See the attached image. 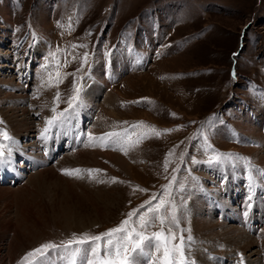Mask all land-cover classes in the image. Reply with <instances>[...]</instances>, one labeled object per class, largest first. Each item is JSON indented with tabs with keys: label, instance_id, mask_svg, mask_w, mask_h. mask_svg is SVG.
I'll use <instances>...</instances> for the list:
<instances>
[{
	"label": "rangeland",
	"instance_id": "rangeland-1",
	"mask_svg": "<svg viewBox=\"0 0 264 264\" xmlns=\"http://www.w3.org/2000/svg\"><path fill=\"white\" fill-rule=\"evenodd\" d=\"M74 78L82 104L42 140L53 98L67 101ZM0 121L24 164L14 182L9 163L0 166V264H29L26 253L45 242L118 226L173 176L195 264H241V254L243 264H264V0H0ZM109 132L124 139L89 141ZM217 153L220 162L209 163ZM235 225L255 243L242 252L228 242Z\"/></svg>",
	"mask_w": 264,
	"mask_h": 264
},
{
	"label": "snow or ice",
	"instance_id": "snow-or-ice-1",
	"mask_svg": "<svg viewBox=\"0 0 264 264\" xmlns=\"http://www.w3.org/2000/svg\"><path fill=\"white\" fill-rule=\"evenodd\" d=\"M72 47H86V45H73ZM88 55V53H84L81 67L77 71H81L84 65L87 64ZM42 67L47 68V65ZM233 76H235V73H233ZM76 79L74 78L73 95L67 101H61L59 92L53 98L54 107L52 112L54 115L46 120V127L40 133L42 140L46 141L53 129L64 126L70 119L69 113H74L75 109L82 104L83 85L81 83V86L77 87ZM78 79L82 82L84 77ZM62 82L63 78L57 73L56 84ZM48 83L49 86H52L51 73H49ZM60 102H66L68 108L57 112ZM2 123L3 121H0V124ZM138 124L142 125L144 122L141 121ZM133 127H136V125H133ZM151 131L157 136L160 135V132L154 126ZM163 131L169 132L171 130L165 129ZM113 137L116 139L113 140ZM0 138H2L0 139V166H3L11 160L15 141L3 128H0ZM88 138L89 141H99L101 146L104 147L109 142L118 143L123 139L121 134L116 132L104 133L99 137H93L89 133ZM7 142H11V144ZM209 147L211 146L209 145ZM222 155L224 154L217 153L216 158L210 159L209 163H219V158ZM227 155L231 157V154ZM235 158L247 160V158L239 156ZM165 170L167 171V161ZM61 171L65 175L79 177L82 170L62 169ZM83 171L91 174L100 170L87 169ZM175 179L176 177L173 176L172 181L163 186L164 190L159 194V197L153 196L138 208L128 212L126 218L118 226L95 235L88 232L72 233L70 238L61 240L59 244L54 241L45 242L26 253L23 259L29 261V264H195V261L188 256L190 242L193 238L191 235L185 238L183 234L185 231L190 232V229L180 228L177 208L172 198L171 190ZM141 190L147 191L146 189ZM154 200H158V202L153 203ZM157 223L160 225L159 231L148 233L147 229L155 227ZM177 230H179V235H177ZM29 258L32 259L29 260ZM241 264H243L242 254Z\"/></svg>",
	"mask_w": 264,
	"mask_h": 264
},
{
	"label": "bare ground",
	"instance_id": "bare-ground-1",
	"mask_svg": "<svg viewBox=\"0 0 264 264\" xmlns=\"http://www.w3.org/2000/svg\"><path fill=\"white\" fill-rule=\"evenodd\" d=\"M153 41H151V43H152ZM132 55V58L134 57L135 58V64H137V65H139V58L136 56V55H134V54H131ZM124 57H122L123 58V60L121 61V64L122 63H124V64H131L130 63V59L126 56V55H123ZM25 64H23V66H24ZM118 65H120L119 63H118ZM28 67V66H27ZM24 70V69H23ZM115 70V69H114ZM29 72H30V70H29ZM28 72V68L27 69H25L24 70V75H26L27 76V79H28V77H30V73ZM35 73H36V70H35ZM42 73H45L44 71H43V69H42V71H40V73H39V77L40 76H42ZM29 74V75H28ZM46 76V75H45ZM39 77H36V80L37 81H40V80H43V79H41V78H39ZM96 77V76H95ZM97 78H99V77H97ZM96 78V79H97ZM44 81V80H43ZM98 81H100L99 79H98ZM95 86H98V84H96V85H93V86H91L92 88L93 87H95ZM92 88H91V90H92ZM93 93V92H92ZM94 94V93H93ZM110 96V95H109ZM108 99V98H107ZM84 112H86V110H85V108L83 107V111H82V113H84ZM87 113V112H86ZM110 113V112H109ZM94 119H97V118H94ZM254 133V132H253ZM123 137V136H122ZM123 139H124V137H123ZM121 143V141L119 142V144ZM15 153V154H14ZM12 154L13 155H17V153L16 152H12ZM23 154V153H22ZM30 155V154H29ZM44 155V154H43ZM31 156V155H30ZM78 156H80V158H81V153H79L78 154ZM31 157H33V156H31ZM31 157H29L28 155H26V156H24V154H23V158H25V161H28L27 163H29L30 162V158ZM34 158V157H33ZM118 158V157H117ZM261 161L263 162L264 161V157L261 159ZM11 162H12V165H14V167L16 168L15 169V171L13 172L14 173V175L16 176V177H20L21 175H22V173L24 172V164H21L20 166L19 165H16L15 164V162H16V159H15V157H11ZM25 163V162H24ZM13 167V166H12ZM17 168H18V170H17ZM131 168V167H130ZM129 168V169H130ZM53 169H48V170H45V171H41V172H39V173H37L38 175L39 174H46V173H49L50 171H52ZM131 170V169H130ZM129 170V171H130ZM131 172V171H130ZM239 186V184L237 183V188L236 189H238L239 191H236V193L235 194H239L240 193V188L238 187ZM206 189H204L203 190V192L204 191H206V192H204L203 193V195L204 196H209L208 194H209V191H208V189H207V187H205ZM211 193V192H210ZM234 194V195H235ZM211 196V195H210ZM231 196V195H230ZM229 196V197H230ZM229 197L228 198H226L228 201H224V205L226 206V207H229L228 206V204L230 203V201H229ZM196 202H195V211H200L201 210V197H199V195H197L196 196ZM200 198V199H199ZM239 198V197H238ZM204 199V198H203ZM209 199V198H208ZM207 200V199H206ZM200 201V202H199ZM216 201H218L219 203H221L218 199H216ZM220 206V205H219ZM218 208V207H217ZM221 209H222V211L226 214V216H232V215H234V211L235 210H232V214H229L228 213V211L227 210H225L224 209V207L221 205V207H220ZM230 208V207H229ZM232 208V207H231ZM215 209V208H214ZM233 209V208H232ZM209 210H212V208L211 207H209ZM241 212V211H240ZM204 219V218H203ZM202 220V219H201ZM263 220V219H262ZM261 220V221H262ZM201 222H203L204 224L207 222V221H205L204 222V220L203 221H200L199 222V224H202ZM208 223H209V221H208ZM217 223V222H216ZM208 225V224H207ZM206 225V226H207ZM223 225V224H222ZM202 227V226H201ZM204 227V226H203ZM234 230H233V232H235V234H236V237H234L233 238V240H232V238L231 239H228L229 241V245H231V244H236L235 246H236V248L239 250V251H244L245 250V248H246V246H247V248H248V246H250V244L251 243H254V241H253V238H251V236L250 235H248L247 234V232L245 231H241L240 230V228H238L236 225L234 226ZM243 228V227H242ZM233 229V228H232ZM232 229H231V231H232ZM230 236H231V234H229ZM229 236V237H230ZM247 240H248V242H247ZM240 241H243V243L242 244H239V242ZM247 242V243H246ZM227 243V242H226ZM228 244V243H227ZM255 244V243H254ZM226 245V244H225ZM225 247V246H224ZM218 248V247H217ZM235 253H237V252H235ZM255 253V252H254ZM215 257V256H214ZM226 258V257H225ZM225 258H224V260H223V258H222V261H224L225 262ZM237 258V257H236ZM251 260H253V259H251ZM256 260H258V258L257 259H254V261H256ZM224 262H222L221 264H224ZM232 260H229V264H232ZM239 262V259L237 258V261H236V263H238ZM257 262V261H256ZM220 263V262H219ZM203 264H212L211 262H210V260L209 259H206V258H204L203 259ZM253 264H255V263H253Z\"/></svg>",
	"mask_w": 264,
	"mask_h": 264
}]
</instances>
